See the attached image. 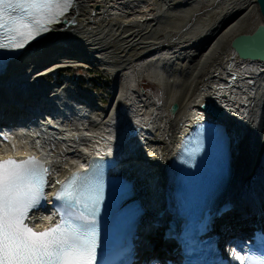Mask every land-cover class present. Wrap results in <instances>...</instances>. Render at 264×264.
<instances>
[{
  "label": "bare ground",
  "instance_id": "6f19581e",
  "mask_svg": "<svg viewBox=\"0 0 264 264\" xmlns=\"http://www.w3.org/2000/svg\"><path fill=\"white\" fill-rule=\"evenodd\" d=\"M164 1L181 7L180 10H182L185 21L197 9L200 0ZM253 2L246 0L241 5L235 6L231 16L222 23L221 21L217 23L208 35L209 37H205L206 39L200 38L198 41L180 45L178 49L175 46L154 50V53L149 56L140 58V63L146 64L145 73L149 78L160 83L162 88L160 99L162 101L151 95L146 97L147 93L142 88L139 95L135 94V97L140 98L137 104L134 99V102L127 106L125 100L122 99L124 89L120 85L118 96L113 105H110L102 115L97 113L95 115L93 110L100 106L92 103L87 92L77 89L74 96L68 97L60 89L61 84L52 83L50 85L47 82V85H43V81L39 80V77H35L33 68L43 63L52 66L58 62L69 60L68 58L83 64L89 59H95L91 52H98L101 47L110 44L107 42L112 38L110 34L118 32L119 41L129 34L124 31L129 27L131 21L135 22L131 24L132 26H137L136 24L149 19L150 16L146 15V12H150L152 7L148 5L147 0L143 2L142 0H74L70 9L63 15V20L53 24L44 36L28 45L0 71V105L6 104L5 94L11 93L19 97H27L26 89L29 87L45 92H60L55 102H48L44 96H38V99H36L37 95L32 97L35 103L46 108L45 112L43 111L44 115H40L34 121L27 120L16 123L0 118V122L6 125H3L1 130L9 138L8 141L0 139V157L5 155L23 157L26 153H35L48 163L50 184H52L73 168L84 167L87 161L95 155L117 156L120 160L116 169L131 171V176L136 180V195L143 200L146 213L150 217L158 221L164 220L166 223V219L175 208L172 193V163L175 147L181 134L194 119L209 117V113L203 110L198 103L202 99L212 97L224 108L219 120L223 121L229 129L233 151L231 173L220 195L222 200L243 199L249 202L246 209L232 211L227 223L216 220L214 224L218 228L221 227L225 234L230 229H235L238 224H250L252 216L261 215L264 219V211L258 212L260 211L259 207H264V190L260 188V185L264 184V168L259 162L261 151L264 149V72L262 73L263 77L260 76L261 78L257 77L255 80L252 77L254 70L261 69V72L262 69L264 70V61L242 58L237 54L236 56L230 55L226 77L217 66L213 69V71L217 70L216 75L212 74L213 71L209 72L205 82L198 84L197 88H195L196 79H194L200 72L201 65L218 51L220 45L224 43L227 46L229 37L241 23L242 16L250 13V6L255 4ZM170 17H172V13ZM147 23L145 22V24ZM133 39H136V36ZM121 44L117 42V47ZM191 44H199L204 48H201L203 50L199 56L198 67L186 78L187 83L184 85V89L187 88V90H184L181 95L173 88L174 74L170 77L169 74L164 75V72L161 74V70L156 68L151 61L162 56L177 54L180 48L183 49ZM120 47L118 50L122 51L125 45ZM87 49L89 51L86 52ZM128 54H131V51ZM108 55L115 57L113 51ZM106 58H100L101 62L107 60ZM235 62L237 63L235 64ZM242 62H245L246 66H242L240 64ZM243 68L248 72L244 76L251 77L242 79L247 86L245 89H242V86L237 87L241 81L237 75L241 74ZM130 72L133 76H130L129 80L131 77L134 78V73H137L135 70H130ZM7 79H11V82H7ZM250 79H252V85L248 87ZM62 87L66 88L65 85ZM256 87L259 91L258 97L251 106L248 97ZM30 97L29 94L28 102ZM173 100H176L177 106L171 110L173 117L166 121L160 117V112L164 111V108L169 106ZM88 105H91L90 109ZM144 106L151 110V117L144 113ZM100 108L103 110L102 107ZM3 111L5 114H10L7 108H3ZM14 113L22 114L23 111L19 110ZM248 113H251L249 117ZM161 122H166L167 125L162 126L165 129H162L161 135L157 136ZM153 127L155 129L152 130ZM245 127L255 130V134L253 133L255 146L252 152L247 144L248 132L244 130ZM151 133H154L153 137L145 139L147 138L146 134ZM127 154L131 155L129 158L131 163L129 160L123 162L121 159ZM129 165L131 166L129 167ZM244 171L246 172L244 173ZM243 173L249 180L254 177L256 179L253 183L248 182V180H244ZM238 178L243 188L237 189ZM253 184L254 186H252ZM51 191L52 188L49 191V197ZM40 216L43 217L44 214L34 211L29 214L28 220L40 223ZM159 240L158 232L155 229L141 238L140 243L146 247V251L142 252L139 264L148 258L149 252H154L153 258L155 259L161 257L167 243L159 242ZM227 244L230 248L231 242H227ZM231 250L236 252L238 249L232 247ZM152 261L155 260L149 262ZM234 263L235 261L231 262V264ZM235 264H238V261Z\"/></svg>",
  "mask_w": 264,
  "mask_h": 264
},
{
  "label": "rangeland",
  "instance_id": "374dc122",
  "mask_svg": "<svg viewBox=\"0 0 264 264\" xmlns=\"http://www.w3.org/2000/svg\"><path fill=\"white\" fill-rule=\"evenodd\" d=\"M143 1L146 0H142V2ZM147 1L148 5L152 7L150 8V12L148 11L149 13L146 12V15L150 16L148 20H145V22H148L147 24H145V22H140L136 24L137 26H132L131 24L135 22L131 21V23H129V27L124 31L129 32V34H126L122 39L118 41L117 37L119 33H112L110 34V37L112 38L108 39L110 41H107L110 44H107L106 47L103 46L101 48L97 46L98 48H100V50L98 52H91L93 53L92 55L95 57V59H89L88 61H85V64L82 65L67 66V71L65 72L56 73L53 71V74H51V79H53L54 75V78L60 80L59 83L56 84H61L60 89H62V91L66 95L70 92L73 93L75 89L81 88V90H87L92 103L103 108V110H101L100 107L95 108L93 110L95 112V115L96 113L98 114V112L101 114V111H103L104 113L110 105H113L115 99L118 96L120 85H122L124 89L122 99L125 100V102L132 103L135 99V103L137 104L138 99L140 98L138 96L135 97V94L139 95L142 88L144 89V92L147 93L146 97L148 95H151L157 100L160 99L162 93V88L159 85L160 83H158L156 80H153V78H149V76L144 71V67L146 66V64H141L140 58H142L143 56H149L150 54L154 53V50H163L175 46V48L178 49V46L180 45L198 41L200 38L206 39L207 37H209L208 35H210L213 27L217 23H219L220 21L222 23L225 19L229 18L235 10V6L237 7L241 5V3L246 0H200L197 9L193 11L185 21L182 10H180L181 7L168 4L164 0ZM254 6H250V13L248 15L244 14L242 16V21L238 25L236 30H249L260 19L261 16L257 10V7L255 4ZM171 13L172 17H170ZM127 26L128 24L126 25V27ZM133 35L136 36V39H133ZM135 40L136 44L134 45ZM117 42L122 43L120 46L125 45V48L122 50L123 52L118 50L121 47H117ZM141 45H143L144 47ZM201 48L204 47L199 44H191V46L188 45L183 49L180 48L177 51V54L175 53L169 56H162L160 58H157V60L153 59L151 63L155 65L156 68L161 70V74L164 72V75L169 74V77L174 74L175 79L173 82V88L176 89V92H180L182 95L183 91L187 90V88L184 89V85L187 83L186 78L194 73L195 69L198 67L199 56L203 50ZM87 51L89 50L87 49L86 52ZM112 51L114 52L115 57L108 55V53L110 54ZM129 51H131V54H128ZM230 55L236 56V53L232 50V48L228 44L227 46L224 43L220 45L218 51H216L214 55H212L209 59H207L205 63L201 65L200 72L194 78L196 79L195 88H197L198 84L205 82L208 77L207 74L209 72H212L213 69H215L217 66L219 67V70L224 72V75L226 77V70L228 69L230 63ZM105 57H107L106 59L109 61L102 60V63L100 58ZM68 59L69 60H66L67 62H78L77 60H72L71 58ZM236 63L237 62H235V64ZM244 63L245 62H242L240 64L242 66H246ZM47 65L48 64L44 63L43 67H46ZM130 70H135L137 72L134 73V80L131 77V80L133 81L129 80L130 76H133ZM260 70H254V72H252L254 74L252 77L255 80L257 77H263L262 73L264 72V70L262 69V72ZM216 72L217 70L213 71L212 74L216 75ZM129 73H131L132 75H129ZM245 73L248 74L245 68H243V70H241L242 75L240 73L237 75L241 79L240 84L237 83L239 84L237 85V87L242 86V89H245L247 87L242 79L244 77L251 78L247 75L244 76ZM51 79L48 80L50 85L54 83ZM128 80L131 82H129ZM251 80L252 79H250V81ZM63 81L66 83L63 84ZM251 83L252 81L250 83L248 82V87H251ZM63 85L66 86L65 89L62 87ZM90 87H95V90L91 89ZM258 92L259 91L256 87L254 92L249 94V105L252 106L255 103L258 97ZM98 97L104 98L106 104L99 105ZM160 101L162 100L160 99ZM125 102L121 101V103L123 104ZM170 105H167L164 108V111L160 112V117L166 121L167 119H171L173 117ZM143 108L145 109L144 113L149 114V116L151 117V110H149L146 106H144ZM250 114L251 113H248V117ZM163 125L166 126V122H161L160 130L158 129V133L156 134L157 136L161 135L162 129H165L164 127H162ZM153 129L155 128L153 127L152 130ZM244 130L248 132L247 144L249 145L250 151L252 152V150H254L253 147L255 146V130L250 127H245ZM261 153L262 154L260 155L261 157L259 158V162L262 164L261 167L264 168V149H262ZM245 172L246 171H244V173ZM244 173V180H248V182L250 181L251 183H253L256 177H254L252 180H249L247 177H245ZM239 181L240 179L238 180V182ZM238 184L239 186L237 187V189L243 188L240 182L237 183V185ZM252 186H254V184ZM260 188L264 190V184L260 185ZM155 262L157 261H152L151 263L147 264H156Z\"/></svg>",
  "mask_w": 264,
  "mask_h": 264
},
{
  "label": "snow or ice",
  "instance_id": "6c2138e0",
  "mask_svg": "<svg viewBox=\"0 0 264 264\" xmlns=\"http://www.w3.org/2000/svg\"><path fill=\"white\" fill-rule=\"evenodd\" d=\"M73 0H0V48H22L50 30L71 7ZM46 168L35 157L0 160V264H95L97 230L94 217L101 201L91 195L86 174L74 173L56 194L71 209L59 223L36 231L26 221L44 196ZM61 183V182H57ZM91 202V206L88 203ZM75 221H83V225ZM243 264V262H242ZM248 264H264L249 259Z\"/></svg>",
  "mask_w": 264,
  "mask_h": 264
},
{
  "label": "water",
  "instance_id": "95a60500",
  "mask_svg": "<svg viewBox=\"0 0 264 264\" xmlns=\"http://www.w3.org/2000/svg\"><path fill=\"white\" fill-rule=\"evenodd\" d=\"M254 2L261 16L260 19L249 30L234 31L229 37L228 45L239 57L264 61V0H254ZM198 105L213 118L218 119L224 112L222 104L216 102L212 97L202 99ZM176 106L177 103L173 101L170 109L174 110Z\"/></svg>",
  "mask_w": 264,
  "mask_h": 264
},
{
  "label": "trees",
  "instance_id": "16d2710c",
  "mask_svg": "<svg viewBox=\"0 0 264 264\" xmlns=\"http://www.w3.org/2000/svg\"><path fill=\"white\" fill-rule=\"evenodd\" d=\"M94 84H95V82H94ZM95 86V85H94Z\"/></svg>",
  "mask_w": 264,
  "mask_h": 264
}]
</instances>
